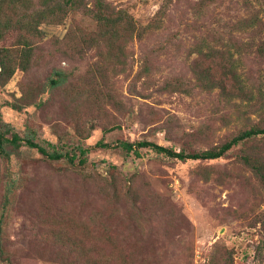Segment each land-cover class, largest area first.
Listing matches in <instances>:
<instances>
[{
    "label": "rangeland",
    "instance_id": "1",
    "mask_svg": "<svg viewBox=\"0 0 264 264\" xmlns=\"http://www.w3.org/2000/svg\"><path fill=\"white\" fill-rule=\"evenodd\" d=\"M106 1L131 15L139 37L115 46V53L124 47L126 59L119 61L126 71L115 75L109 68L120 62L113 58L104 65L106 77L94 79L114 96L102 107L77 95L97 51L80 55L66 40L70 31H97L85 10L93 0L81 1L60 24L41 25L42 35L24 41L12 28L0 39V50H33L28 69L0 83V128L10 131L8 138L16 133L49 152L76 156L54 161L27 145L0 156L5 255L13 264H80L65 245L84 238L107 264H207L216 244L231 251L233 264H264V183L243 161L250 156L264 166V135L212 161L181 162L150 148H136V156L118 147L149 141L193 153L264 128L261 38L237 25L252 7L243 0ZM208 47L234 54L252 102L227 103L218 90L195 85L191 63ZM54 71L75 76L52 89ZM118 246L123 252L108 263Z\"/></svg>",
    "mask_w": 264,
    "mask_h": 264
},
{
    "label": "trees",
    "instance_id": "2",
    "mask_svg": "<svg viewBox=\"0 0 264 264\" xmlns=\"http://www.w3.org/2000/svg\"><path fill=\"white\" fill-rule=\"evenodd\" d=\"M83 0H0V39H3L6 32L12 28H19L22 33V39L27 41L29 37L42 35L39 27L44 24H60L67 14L71 11H78L82 5L80 2ZM208 1V0H207ZM212 1V0H209ZM246 4L252 7L250 15L247 19L242 21V24H237L242 29L257 32L261 38L257 44V52L264 57V26H259L262 23L259 20L260 11L264 12V0H256L260 4L259 10H256L251 0H243ZM86 15L89 16L97 27V31L92 35L77 34V32L70 31L67 37V44L76 51L78 54L86 53L87 50L94 49L98 53L99 59L94 64L93 69L85 78L83 87H77V95L79 97H93L92 102L98 103L100 107L105 105L106 99L112 102L113 94L106 92L108 84L103 82L96 83L97 74L101 75V79L106 77V69L104 65L109 63V59L115 58L119 64L110 67L109 69L115 74H121L126 71L124 47L119 46V51L116 50V44L125 40L133 39L139 33L137 23L131 15L123 9L114 7L106 0H93L92 7L85 6ZM139 37V34L137 35ZM255 45V44H253ZM249 46V45H248ZM32 49L30 45H24L22 50L14 53L8 48L0 50V83H8L15 75L16 71H26L30 65L32 58ZM114 56V57H113ZM114 59V60H115ZM238 60L234 58V54L230 52L220 51L216 47H208L207 51L199 50L197 58L191 63V72L195 81V85L206 92H213L218 90L219 97L224 98L227 103L232 102L234 99L241 100L247 99L252 102L255 98L253 92L247 90V84L240 79L238 74ZM98 66H103L102 70ZM75 74H70L62 71H54L53 76L48 80L50 88H59L67 83ZM180 86H182L180 84ZM182 89L183 86H182ZM105 90V93H104ZM186 93L191 92L186 89ZM246 95V96H245ZM10 134L9 130H2L0 128V156L10 157L15 151L26 146L31 149H37L43 156L50 160L58 161L64 157L74 162L73 157L68 154H61L57 151L49 152L42 145L35 143L31 139H22L18 134L12 133L11 138L7 135ZM264 135V128L252 127L241 131L238 135L231 140L221 145L220 147L209 149L200 152L186 153L185 151H174L172 148L162 146L155 142L142 141L136 143L120 142L118 147L123 149L127 154L133 153L140 156L137 149L150 148L158 154H162L168 158H173L181 162L187 161H212L224 157L227 152L233 148L241 146L245 143L253 141L259 136ZM101 146L107 147L105 144L99 143ZM137 148V149H136ZM11 150V151H9ZM80 154L85 156L87 150L80 148ZM244 164L247 165L256 176L264 183V166L260 164V160L253 159L250 156H244ZM86 158L79 160L81 165H85ZM0 221V233H2ZM73 244V248L69 244ZM68 246L74 250L75 257L80 264H107L102 253L98 251L89 250L88 242L84 238L78 240H70ZM121 246L116 247L113 252V257L108 258L109 261L115 260L116 254L122 253ZM2 241L0 239V254L2 262L5 264H13L10 257L5 255ZM234 258L231 251L222 245H214L212 251L207 259V264H233Z\"/></svg>",
    "mask_w": 264,
    "mask_h": 264
}]
</instances>
